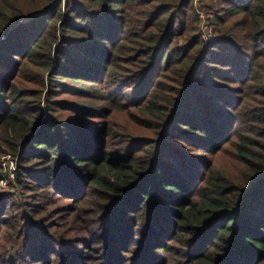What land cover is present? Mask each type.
Here are the masks:
<instances>
[{
    "label": "trees",
    "instance_id": "16d2710c",
    "mask_svg": "<svg viewBox=\"0 0 264 264\" xmlns=\"http://www.w3.org/2000/svg\"><path fill=\"white\" fill-rule=\"evenodd\" d=\"M198 3L0 0V264H264V0Z\"/></svg>",
    "mask_w": 264,
    "mask_h": 264
},
{
    "label": "rangeland",
    "instance_id": "374dc122",
    "mask_svg": "<svg viewBox=\"0 0 264 264\" xmlns=\"http://www.w3.org/2000/svg\"><path fill=\"white\" fill-rule=\"evenodd\" d=\"M198 6H199V3H198ZM205 19L207 20V17ZM197 24H198V27L200 28L199 17L197 20ZM209 26H210V24H209ZM21 81L25 86L31 87L34 85L30 80L25 81L24 77L21 79ZM61 97H64V98L69 99L71 101H78V98H76L72 95H68V94H61ZM109 118L115 120L116 122L119 121V119L115 115L114 116L109 115ZM10 157L11 156L9 153H4V154L0 153V171H3V172H4V170L7 171V178L0 179V191H4V192L16 191V184H15V179H14V174H15L14 169L16 167V164H15V161L13 159H11ZM223 161H224V159L221 160L220 162L222 163ZM232 165L233 164L231 163L230 168L232 167Z\"/></svg>",
    "mask_w": 264,
    "mask_h": 264
},
{
    "label": "built area",
    "instance_id": "2783aa9c",
    "mask_svg": "<svg viewBox=\"0 0 264 264\" xmlns=\"http://www.w3.org/2000/svg\"><path fill=\"white\" fill-rule=\"evenodd\" d=\"M194 5L196 7V11L200 20V35L204 42L208 41L213 37V30L209 26L207 20L205 19L206 16L204 12L198 6V0H193Z\"/></svg>",
    "mask_w": 264,
    "mask_h": 264
}]
</instances>
